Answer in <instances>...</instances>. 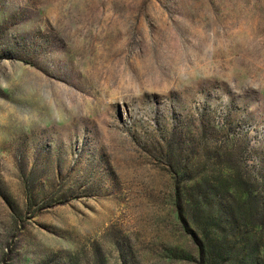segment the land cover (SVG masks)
<instances>
[{"label": "rangeland", "instance_id": "374dc122", "mask_svg": "<svg viewBox=\"0 0 264 264\" xmlns=\"http://www.w3.org/2000/svg\"><path fill=\"white\" fill-rule=\"evenodd\" d=\"M0 264H264V0H0Z\"/></svg>", "mask_w": 264, "mask_h": 264}, {"label": "trees", "instance_id": "16d2710c", "mask_svg": "<svg viewBox=\"0 0 264 264\" xmlns=\"http://www.w3.org/2000/svg\"><path fill=\"white\" fill-rule=\"evenodd\" d=\"M205 254H206V255L210 254L211 256H215L214 253H213L212 251H207V252L205 251V252L203 253L202 257H204ZM223 254H224V253H223ZM226 254H227V253H226ZM225 256H226V258H228L227 255H225Z\"/></svg>", "mask_w": 264, "mask_h": 264}]
</instances>
